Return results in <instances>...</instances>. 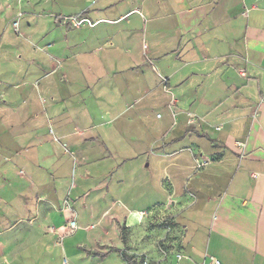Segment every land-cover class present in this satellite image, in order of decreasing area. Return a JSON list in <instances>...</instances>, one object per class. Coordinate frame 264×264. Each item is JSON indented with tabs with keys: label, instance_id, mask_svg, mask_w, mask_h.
I'll list each match as a JSON object with an SVG mask.
<instances>
[{
	"label": "crops",
	"instance_id": "crops-1",
	"mask_svg": "<svg viewBox=\"0 0 264 264\" xmlns=\"http://www.w3.org/2000/svg\"><path fill=\"white\" fill-rule=\"evenodd\" d=\"M63 23L41 78L0 94V264H264V0H107ZM141 154L166 196L128 207Z\"/></svg>",
	"mask_w": 264,
	"mask_h": 264
},
{
	"label": "rangeland",
	"instance_id": "rangeland-1",
	"mask_svg": "<svg viewBox=\"0 0 264 264\" xmlns=\"http://www.w3.org/2000/svg\"><path fill=\"white\" fill-rule=\"evenodd\" d=\"M106 1L0 0V94L2 92H12L16 83L23 81L32 83L41 78L42 72L47 69L49 61L48 49L44 45L48 43L56 44L57 48L61 49L66 35L70 36V31L74 30L63 23L65 16L80 13L84 9H91L92 7H102ZM2 103L0 100V105ZM15 104L19 107L21 101ZM28 105V103L22 105V108H27ZM163 113V109L155 108L151 113L152 119L150 120L152 121H148V124L152 123L154 126L164 124L163 122L161 124L157 122ZM144 122H139V127H144ZM119 144L126 149L129 142L123 140ZM158 158V156L141 154L129 158L126 160L125 166L120 168L119 176L125 177L127 195L124 199L125 203H128V207L145 205L151 199H154L156 195L160 199L166 196V193L161 189L157 191L153 187L151 189L147 180L150 177L149 173L152 177L153 174L156 175L158 180L163 177L164 162L160 163L162 159L158 160ZM148 161H151V165L145 168ZM140 180L141 183H138ZM103 205L100 204L99 210L102 209ZM195 208L197 212L200 211L199 206L194 207L192 210ZM202 218L205 221V218ZM198 233L197 242L200 243L203 234L201 231ZM59 250H61V247H59ZM114 256L118 257L116 254ZM112 257L107 258L104 264H116ZM65 258L69 261V264H82L83 262L77 256L73 259L69 254ZM60 262L61 257L58 255L55 263L60 264ZM137 263L150 264L144 257H138Z\"/></svg>",
	"mask_w": 264,
	"mask_h": 264
},
{
	"label": "built area",
	"instance_id": "built-area-1",
	"mask_svg": "<svg viewBox=\"0 0 264 264\" xmlns=\"http://www.w3.org/2000/svg\"><path fill=\"white\" fill-rule=\"evenodd\" d=\"M195 120H196V116L192 115L190 122H194ZM200 165H202V163ZM69 227H70V231L73 232L78 227L77 222L74 220L69 221ZM210 262L211 264H221V262H219V260L213 256H210ZM63 264H67L66 258L63 259Z\"/></svg>",
	"mask_w": 264,
	"mask_h": 264
},
{
	"label": "trees",
	"instance_id": "trees-1",
	"mask_svg": "<svg viewBox=\"0 0 264 264\" xmlns=\"http://www.w3.org/2000/svg\"><path fill=\"white\" fill-rule=\"evenodd\" d=\"M144 257V256H142ZM126 261L129 263V264H137V261L134 257L132 256H126Z\"/></svg>",
	"mask_w": 264,
	"mask_h": 264
}]
</instances>
